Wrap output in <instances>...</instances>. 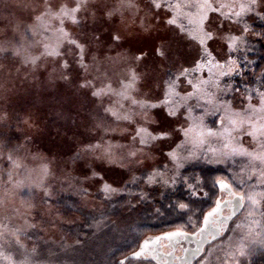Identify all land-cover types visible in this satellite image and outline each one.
Wrapping results in <instances>:
<instances>
[{
    "label": "rangeland",
    "instance_id": "374dc122",
    "mask_svg": "<svg viewBox=\"0 0 264 264\" xmlns=\"http://www.w3.org/2000/svg\"><path fill=\"white\" fill-rule=\"evenodd\" d=\"M103 2L111 7L119 6V0H103ZM168 2L179 5L172 11V18L176 19L175 25H168L166 18L155 16L152 11H149L151 0H135L138 8L121 9V12L112 20L94 19L90 13H80L79 22L72 24L66 21L65 29L72 34V38L85 43L86 62L91 61L92 57H96L99 61L95 66L97 71L92 72V75L104 73L99 76V79H107L112 89L116 90L118 89L117 81L123 80L127 67L126 62L120 59L116 46L108 42L110 28L120 27L122 23L133 26L138 23L148 28L149 33H145L143 37L147 42L144 45L132 42L128 48L134 50L143 46L148 53L143 61L137 62V70L145 74L141 81L143 85L141 90L146 94L155 95L160 92L159 81L166 79L170 74L169 71L176 72L174 59L183 57L186 50H193L192 45L195 41L192 37L197 35L201 16L205 17V23L211 21L213 25H222L226 28L228 30L226 35H239V32H234L237 24L229 20L223 21L221 14L239 12L238 5L245 0H168ZM19 4L20 0H0V36L16 35L21 44L30 46L31 54L40 55L44 51L43 44L51 42L49 37L52 33L26 36L22 30L19 33L14 32L16 18L24 15ZM205 5L208 6L205 7ZM246 14L248 13L243 16ZM101 26H103V32L99 31ZM94 35L98 36L99 40H94ZM244 36L248 38L250 35ZM165 41L169 43L174 57L170 53L169 61H164L151 52L153 43L159 45ZM245 41L246 39L239 44V47H246ZM65 49H67L65 56H43L36 67L25 65L21 57L11 52H0V86H2L0 87V110H6L10 114L6 125L0 121V145L2 141L8 139L15 144L10 145V148H4V154L0 147V154H3L0 155V249L13 248L14 244L30 246L32 241L28 231L31 225L40 227L48 241L40 242L38 250L40 253L37 256L25 260L26 256H22V262L18 264H31L35 263V260L38 261L35 264H102L100 250L94 246L73 250L65 256L69 261L67 263L64 258L55 256L52 243L65 242L70 245L74 242V238L63 237L58 223L73 224L84 221L81 214L68 212V217L65 213H63L65 217L61 215V210L55 206V201L58 197H67L68 191L72 188L76 193L75 197H80L87 208L98 209L103 206V203L96 199L98 194L100 197L105 195L102 191L103 183L111 184L113 188H116L132 178L117 164L104 163L88 151L92 146L103 142L123 143L122 133L111 119L106 120L105 124H110L111 127L116 128V131L105 132L102 127H96L97 122L108 115L103 111L104 107L118 108L119 104L116 102L120 98L109 94L98 99L93 97L87 89H79L75 83L61 79V69L58 67V61L61 59L69 61L70 67L66 70L69 74L82 73L75 62L72 46L64 44L61 51ZM203 71L207 72L208 69L205 68ZM219 71L220 69L213 68L212 81L219 83L221 77ZM196 75L199 76V73ZM188 79H193L196 83L193 76H188ZM81 82H83L82 79ZM93 83H97V80H93ZM180 87L188 88L186 81H182ZM202 87L226 101L233 112L239 113L241 117L247 116L254 125L258 127L264 125V111L259 109L256 99L251 101L254 110L245 113L244 109L248 107V103L242 95L227 98L220 84L219 88H214L211 83ZM181 97H174L178 105L184 103ZM120 102L125 109L130 107L127 101ZM152 111L160 113L158 116L154 115L155 121L173 120L167 117L164 109L158 107ZM205 112L202 123L199 120L193 123L187 142L190 151L185 154L194 153L195 155L203 149L219 158L227 157L225 160H236L237 163L232 166L233 181L230 183L241 186L236 193H244L246 207L227 235L207 247L195 264H247V260L258 251L257 247L264 246V215H261L264 207H261L255 216H249L252 205L248 195L252 193V185L258 183L257 169L253 167L251 157L230 155L234 144L232 137L236 136V132H231L230 136L231 130L227 123L221 127L218 122L219 116L214 112V106L207 105ZM200 115L198 109L193 112L194 117ZM178 119L183 123V117ZM26 120L30 123L25 124ZM208 121L210 125L207 124ZM247 126V124L244 125V127ZM209 129L217 135H209ZM15 139H17L16 142ZM259 139L258 134L257 140ZM248 142V137L244 136L245 146ZM17 144L20 145V150L15 159L19 166L14 167L6 161L5 157ZM94 172H99V175L103 176V182L99 181L98 176L93 175ZM82 189H84L83 193L80 191ZM221 197L224 200L227 194H222ZM254 220L257 223L254 224ZM153 245L152 243L148 246L151 248ZM241 245L246 252L244 257L236 255ZM18 248L23 255L24 248L21 246ZM143 260L146 263L140 264H153L147 259Z\"/></svg>",
    "mask_w": 264,
    "mask_h": 264
},
{
    "label": "snow or ice",
    "instance_id": "6c2138e0",
    "mask_svg": "<svg viewBox=\"0 0 264 264\" xmlns=\"http://www.w3.org/2000/svg\"><path fill=\"white\" fill-rule=\"evenodd\" d=\"M207 6L205 5V7ZM238 6L239 12L233 11L227 14V19L230 22L246 25V21L242 19L245 13H255L264 19V15H261L264 13V0H245ZM19 7L24 15L16 18L14 32L19 33L22 30L26 36L52 33V36L49 37L51 42L43 44L44 51L40 55H33L29 51L30 46L21 44L16 35L5 34L0 36V52H11L21 57L22 63L25 65L36 67L43 56H65L67 49L62 52L61 48L64 44L71 45L75 54V62L79 65L82 73L69 74L66 71L70 67L69 61L61 59L58 61V67L61 69L60 78L75 83L79 89H87L93 97L98 99L109 94L120 98L116 102L119 104L118 108L115 106L104 107L103 111L108 115L101 118L96 127H102L105 132L116 131V128L111 127L110 124H105L106 120L111 119L120 129L123 143L103 142L92 146L88 151L92 152L97 159L109 165L117 164L132 177V182L137 179L135 173H139V179L149 186L168 185L169 183L175 185L179 179L181 183L192 189L190 195H208L203 191V187H207L206 180L200 181L199 183L203 187L197 188L196 185L187 183L188 179L195 178L181 175L179 170L183 168L184 162L194 155V153L185 155L187 152L186 143L189 140L193 123L196 120L202 123L207 105L212 104L214 112L219 116L218 122L221 127L227 123L231 130L229 135L231 136V132H236V136L232 137L234 144L230 155L251 157L253 167L257 169L258 183L252 185V193L248 195V200L252 205L249 216H255L256 212L264 207V125L259 127L254 125L247 116L241 117L239 113L233 112L226 101L202 87L211 83L214 88H219V83L211 80L213 68L221 69L220 75L223 76H230L233 73L243 75V70H238L236 61L231 57L237 51L239 44L244 42V34L249 31L247 26L238 28L239 35H226L228 31L226 28L222 25H213L211 21L205 23V17L202 15L197 35L192 37V40L195 41V44L192 45L193 50H186L183 57L174 59L176 72L169 71L170 74L167 75V78L159 81L160 92L149 95L141 90L143 87L141 81L145 74L137 70V62L143 61L148 53L145 52L143 46L134 50L128 48L132 42L144 45L147 40L143 37L145 33H149L148 28L138 23L136 26L122 23L120 27L110 28L108 42L116 46L120 59L126 62L127 67L123 80L117 81L118 89L116 90L112 89L107 79H99V76L104 73L101 72L97 76L92 75V72L97 71L95 66L99 61L96 57H92L91 61L86 62L85 43L72 38V34L65 29L66 21L72 24L79 22L78 15L80 13H90L94 19L112 20L121 12V9L134 10L138 8L135 0H119L118 7H111L103 0H20ZM177 7L179 5L170 4L168 0H151L149 11H152L155 16L166 18L168 25H175L176 19L172 18V11ZM103 30V26H101L99 31L103 32ZM186 35L188 34L186 33ZM93 39L99 40V37L94 35ZM34 43L36 42L34 41ZM151 52L164 61L170 60V53L173 57L167 41L159 45L153 43ZM205 68L208 69L207 72L203 71ZM197 73L199 76L196 75ZM190 75L195 78L196 83L193 82V79H188ZM93 80H97V83H93ZM256 80L260 81L258 88L250 91L245 89L244 99L248 103V107L244 109L245 113L254 110V106L251 105L254 97L259 109L264 111V74L253 77V82ZM182 81H186L188 88L180 87ZM181 93H183V97H181ZM174 97H181L184 103L178 105ZM121 100L127 101L130 107L125 109ZM158 107L166 110L167 117H171L173 120L155 121L154 115L158 116L160 113H153L152 110ZM197 109L201 115L194 117L193 112ZM179 117H183V123L178 119ZM9 118L10 114L6 110H0V121L4 122V125L7 124ZM29 123V121H25V124ZM245 124L248 126L244 127ZM208 134L217 135L211 129L208 130ZM258 134L259 140H257ZM244 136L249 139L247 146L244 144ZM253 141L256 142L253 143ZM9 146V143L0 145L2 148ZM18 151L19 147L13 148L5 157L6 161L14 167L19 166L15 159ZM170 171L172 175H169ZM93 175L98 176L99 181L103 182L104 178L99 175V172H94ZM217 184L226 187L222 181H213V186ZM102 191L107 194L115 192L117 189L113 188L111 184L103 183ZM240 199L243 200L244 197H240ZM189 203H195V201H189ZM178 206L180 209L189 207L185 203H180ZM261 215H264V211H261ZM253 223L255 224L257 221L254 220ZM133 255L139 257L141 253L135 252ZM236 255L240 257L246 255L243 245L237 249ZM4 259L10 258L4 257Z\"/></svg>",
    "mask_w": 264,
    "mask_h": 264
},
{
    "label": "trees",
    "instance_id": "16d2710c",
    "mask_svg": "<svg viewBox=\"0 0 264 264\" xmlns=\"http://www.w3.org/2000/svg\"><path fill=\"white\" fill-rule=\"evenodd\" d=\"M221 15H223L221 16L223 21L228 20L227 14ZM242 19L246 21V25L237 24L234 32L238 33L239 27L247 26L249 31L244 35L250 36L245 38L246 47L238 46L231 58L236 61L238 70H243V75L233 73L230 76L221 75L219 78L220 87L226 92L227 98L236 95L244 97L246 88L249 91L258 88L260 81L253 82V77L264 74V19L255 13H248ZM207 124L210 125L209 121ZM13 142L8 139L2 141V144L9 143L12 146L15 145L12 144ZM17 147L20 150L19 144L15 148ZM186 148L190 151L187 143ZM3 149L1 147L4 154ZM226 158H219L212 152L201 149L190 156L184 162L183 168L179 170L181 175L194 177L195 179H188L187 183L194 184L197 188L203 187L199 182L206 180L207 187H203V191L208 195H190L192 189L181 183L179 179L175 185L169 183L149 186L139 179L140 174L137 173L135 182H132L130 178L117 186V191L109 192L101 197L98 194L96 199H99L103 206L98 209H89L82 203L80 197H75L76 193L71 188L67 197H58L55 206L60 208L61 215L65 213L68 217V212L81 214L84 221L73 224L58 223L63 237L74 238V242L70 245L65 242L55 243L56 245L52 243L55 256L64 258L67 263L69 261L65 256L73 250L94 246L100 250L102 264L146 263L143 259L153 264H162L148 249L150 244H157V240L161 239L164 244L173 242V247L179 246L182 252L178 263L172 262V264H195L207 247L227 235L246 207L244 193H236L241 186L230 183L233 181L232 166L237 162L232 159L225 160ZM169 175H172L171 171ZM216 180L222 181L226 187H221L219 184L213 186V181ZM80 191L83 193L84 189ZM222 194H227L226 199L222 200ZM240 197L244 199L241 200ZM189 201H195V203H189ZM180 203L188 204V209H180L178 206ZM204 222H206V228L203 235L196 238L190 237L197 228H201ZM43 235L40 227L31 225L28 236L32 244L30 246L19 244L24 248L23 255L18 248L20 246L16 244L12 246L13 248L6 250L2 247L0 264H18L22 262V256H26L24 260L33 259L40 253L38 251L40 242H48L47 237ZM257 249L252 258L247 260V264H264V246ZM135 252L141 255L134 256ZM4 257L10 258L9 261ZM37 262L35 260V263Z\"/></svg>",
    "mask_w": 264,
    "mask_h": 264
},
{
    "label": "flooded vegetation",
    "instance_id": "af4514ba",
    "mask_svg": "<svg viewBox=\"0 0 264 264\" xmlns=\"http://www.w3.org/2000/svg\"><path fill=\"white\" fill-rule=\"evenodd\" d=\"M157 241V244H154L151 248L149 247V251L157 260L162 264H172V262L178 263L182 255L179 246L173 247V242H165L164 244L161 239Z\"/></svg>",
    "mask_w": 264,
    "mask_h": 264
},
{
    "label": "water",
    "instance_id": "95a60500",
    "mask_svg": "<svg viewBox=\"0 0 264 264\" xmlns=\"http://www.w3.org/2000/svg\"><path fill=\"white\" fill-rule=\"evenodd\" d=\"M205 228H206V222L203 223L202 227L197 232H195L194 234H191L190 237L196 238L198 236H202Z\"/></svg>",
    "mask_w": 264,
    "mask_h": 264
}]
</instances>
